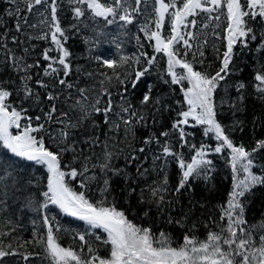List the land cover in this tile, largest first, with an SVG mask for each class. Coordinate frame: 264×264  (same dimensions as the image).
Instances as JSON below:
<instances>
[{
  "label": "trees",
  "instance_id": "trees-1",
  "mask_svg": "<svg viewBox=\"0 0 264 264\" xmlns=\"http://www.w3.org/2000/svg\"><path fill=\"white\" fill-rule=\"evenodd\" d=\"M57 4V17L67 37L64 47L70 53L68 60L71 73L68 77H64L62 71L57 76L44 75V69L49 63L43 59L44 51L53 49L49 52L52 57L58 56V53L51 44L50 36L48 39L35 37L48 32V25L42 22L45 20L50 22V8L37 6L32 13L22 11L21 15H26L28 22L24 24L21 21L22 30L17 32L15 16L8 15L9 11L14 9V5L8 3V0H0V87L11 93L7 102L17 110L26 109L23 116L31 117L34 125L37 123L35 117H43L53 104L57 108L56 116L67 113L75 122L81 115L78 106L72 107L77 99H82L78 89H85L89 99L94 100L100 93V82L104 81V87L111 93L115 106L114 112L110 113L112 120H118L115 113L120 111L119 105L125 100L131 104L133 111L144 115L146 119L141 123H135L134 120V135L127 136L123 125L115 131H110L109 125L104 123L103 113H94L90 119L82 122L81 127L72 129V140L76 143L80 159L73 163V153L67 152L63 154L62 165L80 169L85 163L83 159L85 156L91 158L88 161L90 166L97 165L89 173V175L94 173L97 180L91 182L87 189L80 187L79 177L76 180H69L73 190L86 191L92 203L103 199L108 206H115L117 210L123 211L126 218L135 225L150 228L157 237L160 232H165L170 237L173 247L181 245L185 235L203 240L210 230L219 231L218 225L224 223L220 220L221 206L226 205L233 184V173L228 162L229 153L227 149L221 153L214 151L217 141L213 133L207 136L204 134L203 125H195L191 120L188 125H180L187 134L185 141H181L179 131L172 127L173 123L182 118L179 113L187 110L180 90L181 85L171 84V78L167 75V57L163 53H155L152 46L154 41L146 39L144 32L140 31L147 21L154 19V0L142 3L139 13L134 14V22L127 25L118 18L112 24H107L101 18L92 17L88 11L77 19L73 8L85 6L73 5L69 0H57ZM129 4L134 7L135 0H129ZM20 8L24 9L25 5L20 4ZM41 12L43 15L39 14ZM191 19L193 18L190 17L189 20ZM194 19L197 21L196 27L182 29L196 35L195 40L189 41L193 48L186 59L193 63L195 70L214 75L221 66L223 52L226 50V41L223 39L226 22L222 17L217 26V21L208 20L204 13H200ZM33 24L37 27L30 26ZM205 24H208V27L205 28ZM250 26L253 28L255 39L248 38L247 46L242 43L234 46L228 73L216 89L213 100L216 120L222 125L225 133L234 144L243 145L251 152L257 141L264 140V98L256 91L258 82L255 80L257 74L264 73L262 46L264 20L258 18L250 22ZM149 27L154 30V24L150 23ZM165 28L168 29L167 17ZM168 31L170 32V29ZM198 47L203 51V56L199 55ZM177 48L181 54L185 51L181 45H177ZM141 53L148 57L156 56L157 59L150 71L133 87L135 72L142 70L146 65ZM12 55L21 58L24 64L33 65L27 72L31 76L27 83L33 93L29 98H25L21 91L22 77L26 73L14 68L10 59ZM122 55L130 59L115 69L119 79L113 74V69L104 67L102 61L97 59L102 57L119 61ZM136 58L140 59L139 64L134 62ZM54 66L61 68L58 64ZM101 73L111 76V80H107ZM61 78L66 79L74 87L69 89L66 85H60L58 79ZM37 81H43L47 87H41ZM183 84L187 86L186 81ZM240 84H244L245 87L237 91ZM49 93L58 99L49 101L47 99ZM145 94H149L151 99L149 103L142 104ZM107 100L108 96H102L99 107L103 108ZM157 100L159 103H155ZM27 122L26 119L21 121L22 124ZM39 122L45 123L50 133L61 127L57 123L44 120ZM11 131L15 133L17 130ZM163 132H168L169 135L162 136ZM94 137L99 138L98 144L89 145L87 141ZM150 137L158 138L160 143L153 140L152 143L145 144L144 140ZM43 138L50 150L58 151L56 141L49 135H44ZM164 142H168L173 152L180 154L187 162L191 161L196 149L202 145L206 146L205 158L212 161L208 166L210 171L207 172V179L203 175L197 179H190V187L182 189L179 194H174L181 170L175 157L161 156V145ZM181 144L184 146L181 147ZM105 146L114 154L109 161L110 168L119 171H101L99 165L104 162ZM140 148H144L145 151L140 152ZM4 153L6 150L0 149V159L6 158ZM132 156H136L137 159L132 160ZM156 156L161 158L154 160ZM12 159L15 160V165L11 169L12 176L0 181V248L8 252L14 251L16 255L0 258V264H51L43 246L24 243L33 240L34 231L46 235L43 216L28 206V199L43 200L40 192L46 190L47 172L43 166L19 158ZM252 160L251 171L257 175H264V149L252 152ZM140 172H144V175H140ZM2 175L4 173L0 171V176ZM165 175L168 179L165 187L169 191L164 193L165 202L158 207L148 189L150 186L161 185ZM104 179H108L109 183L108 191L102 195L100 189L104 187ZM241 200L245 208L246 227L255 226L253 230L255 239L258 240L259 235L264 232V229L259 227L264 223V185L255 186ZM47 215L49 219L58 221L63 229H67L56 233L61 246L71 247L81 255H86L87 247L82 249L81 241L78 238L74 239V236L76 233L90 232V235L85 236L87 243L98 255L102 257L109 255L110 245L103 243L107 234L102 229H90L83 221L65 216L53 205H49ZM53 227L55 228V224ZM25 255H28L27 260L24 259Z\"/></svg>",
  "mask_w": 264,
  "mask_h": 264
},
{
  "label": "snow or ice",
  "instance_id": "snow-or-ice-1",
  "mask_svg": "<svg viewBox=\"0 0 264 264\" xmlns=\"http://www.w3.org/2000/svg\"><path fill=\"white\" fill-rule=\"evenodd\" d=\"M8 3L14 5V9L10 10L8 15L15 16L17 32L22 30L21 21L24 24L28 22V17L21 15L22 11L32 13L37 6L50 8V22L47 20L42 22L48 25V32L35 37L36 39H48L50 36L51 44L55 46L54 50L58 53V56L52 57L49 52L53 49L44 51L43 59L49 62L47 68L44 69V75L57 76L62 71L63 76L68 77L71 73V65L68 60L70 53L64 47L67 37L57 17V0H8ZM69 3L85 6L73 8L74 16L77 19L84 16L85 11H88L92 17L101 18L107 24H112L118 18L127 25L134 22V14L139 13L140 5L147 3V0H135L134 7L129 4V0H111V2L108 0H69ZM20 4H24L25 8L21 9ZM153 11L154 19L147 21L140 31L144 32L146 39L154 41L152 46L155 53H163L167 57V75L171 78V84L181 85L180 90L183 93L184 103L187 105V110L179 113L182 118L173 123V129L178 130L181 141H185L187 134L180 125H188L189 120L194 121L195 125L205 126L204 134L206 136L209 133L214 134L217 141V146L214 149L216 153L228 150V162L233 173V184L226 205L221 206L220 220L224 223L218 225L219 231L210 230L203 240L185 235L183 243L173 247L170 237L165 232H160L157 237L150 228L135 225L126 218L123 211L117 210L115 206H108L103 199L92 203L88 199L86 191L73 190L69 180H76L79 177L80 187L83 189H87L91 182L97 180L94 173L89 175L92 168L97 165L90 166L88 161L91 158L88 156L83 157L85 163L80 169L62 165L64 153H73V163L80 159L76 143L72 140V129L81 127L82 122L90 119L94 113H103L104 123L109 125L110 131H115L123 125L125 136H127L134 135V120L135 123H141L146 119L144 115L133 111L131 104L125 100L119 105L120 111L115 113L118 120H112L110 113L114 112L115 106L111 99V93L104 87V81L100 82L101 90L94 100L89 99L85 94V89H78L82 99H77L72 106L73 108L79 107L81 115L77 121L73 122L67 113H60L59 116H56L57 108L53 104L50 111L43 117H35L37 122L35 125L31 117L23 116L26 109L17 110L7 102L11 93L0 87V149L6 150L4 153L6 158L0 159V171L4 173L0 176V181L12 176L11 169L15 165L13 157L43 166L47 172L46 190L40 192L43 200L28 199V206L42 214L46 235H40L34 231L33 240L24 243L43 246L51 264H264V232L256 240L253 230L255 226L246 227L245 208L241 200L255 186L264 185V175H257L251 171L253 167L252 152L264 149V140L257 141L256 147L251 152L246 150L243 145L234 144L222 125L216 120L213 100L216 89L228 73L234 46L237 43L247 46L248 38L255 39L250 22H254L258 18L264 20V0H154ZM200 13L206 14L210 21H217V26H219L222 17L226 22L223 37L226 41V50L223 52L221 66L214 75L195 70L193 63L186 59L193 48L189 41L195 40L196 35L191 31L184 32L182 29L196 27L197 21L194 18ZM39 14L43 15L42 12ZM166 17L170 32L165 28ZM190 17L193 19L189 20ZM150 23L154 24V30L149 27ZM30 26L37 27L34 24ZM204 27H208V24H205ZM13 41L15 42V38ZM177 45H181L185 49L183 54L179 52ZM197 51L200 56L204 55L199 47ZM140 55L145 58L146 65L142 70L135 72V80L132 81L133 87L142 76L150 71L157 59L156 56L148 57L145 53ZM10 59L17 71L26 73L22 77L21 91L25 98L31 97L33 93L27 83L31 76L27 72L33 65L24 64L21 58L14 55L10 56ZM97 59L102 61L104 67L113 69V74L119 79L115 69L127 63L130 58L122 55L119 61L102 57H97ZM193 59H195V53H193ZM134 62L139 64L140 59L136 58ZM54 64L60 65L61 68L55 67ZM177 69H182V71L178 72ZM101 75H104L107 80H111V76L106 73H101ZM255 80L258 82L256 91L261 94V98H264V73L257 74ZM185 81L187 82L186 87L183 84ZM37 83L41 87H47L43 81H37ZM58 83L66 85L69 89L74 87L63 78L58 79ZM244 87V84H240L237 91ZM121 95L123 97V94ZM102 96H108L103 108L99 107ZM47 99L54 101L58 97L49 93ZM150 99V95L145 94L141 103L147 104ZM155 103H159V100ZM22 119H26L28 122L22 124ZM41 120L57 123L61 127L50 133L45 127V123L39 122ZM12 129H17V131L13 133ZM44 135H49L56 141L58 151L54 152L46 146ZM161 135L166 137L169 133L163 132ZM153 140L160 143L156 137L147 138L144 143L150 144ZM98 142V137L90 138L87 141L89 145H96ZM183 146L184 144H181V147ZM161 148V156L164 158L175 157L181 170V177L174 194H179L182 189L190 187V179L200 178L201 175L207 179V172L210 171L208 166L212 164V161L205 158L206 146L202 145L196 149L190 162L185 161L180 154L173 152L168 142H164ZM139 151L144 152L145 149L140 148ZM113 155L105 146L104 162L99 165L102 172L106 170L119 171L110 168L109 161ZM161 156H156L154 160L160 159ZM131 158L132 160L137 159L136 156ZM64 168L68 170L65 171ZM144 171L147 172V169ZM241 173H243V178H240ZM139 174L144 175V172ZM108 183V179H104V187L100 189L102 195L108 191ZM167 184L168 179L165 175L161 185L150 186L148 189L158 207L165 202L164 193L169 191L165 187ZM49 205L55 206L65 216L83 221L90 229H102L107 234L103 243L110 245L109 255L107 257L98 255L97 251L87 243L85 236L86 234L90 235V232L76 233L74 236V239L78 238L81 241L82 249L87 247L86 255H81L71 247L61 246L56 233L67 231V229H63L58 221L49 219L47 215ZM171 222L170 219L169 223ZM177 223L180 222L177 221ZM53 224H55V228ZM259 227L264 229V223ZM7 255H16V253L0 248V258ZM24 259L27 260L28 255H25Z\"/></svg>",
  "mask_w": 264,
  "mask_h": 264
},
{
  "label": "rangeland",
  "instance_id": "rangeland-1",
  "mask_svg": "<svg viewBox=\"0 0 264 264\" xmlns=\"http://www.w3.org/2000/svg\"><path fill=\"white\" fill-rule=\"evenodd\" d=\"M178 72L182 71V69H177ZM187 83V82H186ZM13 130H17V129H13ZM240 178H243V173L240 174Z\"/></svg>",
  "mask_w": 264,
  "mask_h": 264
}]
</instances>
